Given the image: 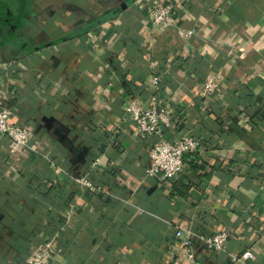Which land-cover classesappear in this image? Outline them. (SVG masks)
Listing matches in <instances>:
<instances>
[{
  "label": "crops",
  "instance_id": "obj_1",
  "mask_svg": "<svg viewBox=\"0 0 264 264\" xmlns=\"http://www.w3.org/2000/svg\"><path fill=\"white\" fill-rule=\"evenodd\" d=\"M122 1L28 0L0 41V100L31 132L17 152L0 136V264L48 241L46 264H166L179 222L197 262L264 264V0ZM154 1L176 22L152 24ZM152 86L171 116L161 136L201 142L178 178L147 174L157 137L124 108ZM220 230L223 251L199 241Z\"/></svg>",
  "mask_w": 264,
  "mask_h": 264
},
{
  "label": "built area",
  "instance_id": "obj_2",
  "mask_svg": "<svg viewBox=\"0 0 264 264\" xmlns=\"http://www.w3.org/2000/svg\"><path fill=\"white\" fill-rule=\"evenodd\" d=\"M149 16L152 24L165 27L176 22V8L169 1H154L149 6ZM205 95L214 94L220 88V80L209 78L202 84ZM155 87V86H154ZM152 86L151 95L147 103L128 99L124 108L130 113L138 132L146 135H155L157 141L148 151V175L161 174L164 178H178L188 161L197 162L201 148L200 139L190 134H182L174 139H165L161 135L163 127L171 124L170 111L165 99L160 98ZM11 110L0 100V136L9 140L10 152H17L26 147L31 132L28 128L10 122ZM79 181L91 187V183L83 178ZM170 230L177 245L167 251L166 264H204L197 262L193 245L194 232L179 223L170 224ZM230 232L225 230L214 231L209 236H200L202 245L213 252H220L226 248ZM51 242L31 252L24 264H46L51 258ZM250 258L249 252L231 258L233 264H239L243 259Z\"/></svg>",
  "mask_w": 264,
  "mask_h": 264
},
{
  "label": "trees",
  "instance_id": "obj_3",
  "mask_svg": "<svg viewBox=\"0 0 264 264\" xmlns=\"http://www.w3.org/2000/svg\"><path fill=\"white\" fill-rule=\"evenodd\" d=\"M28 0H13L9 5H0V41L9 36L12 27L21 23Z\"/></svg>",
  "mask_w": 264,
  "mask_h": 264
},
{
  "label": "water",
  "instance_id": "obj_4",
  "mask_svg": "<svg viewBox=\"0 0 264 264\" xmlns=\"http://www.w3.org/2000/svg\"><path fill=\"white\" fill-rule=\"evenodd\" d=\"M132 1L134 0H124L121 2V4L117 7L118 10H122L126 8Z\"/></svg>",
  "mask_w": 264,
  "mask_h": 264
}]
</instances>
